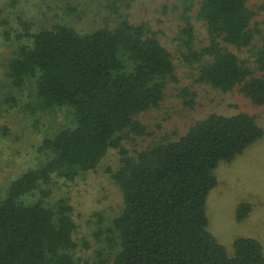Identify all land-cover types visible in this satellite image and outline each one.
Masks as SVG:
<instances>
[{
    "label": "trees",
    "instance_id": "trees-1",
    "mask_svg": "<svg viewBox=\"0 0 264 264\" xmlns=\"http://www.w3.org/2000/svg\"><path fill=\"white\" fill-rule=\"evenodd\" d=\"M115 4L105 8L118 15ZM192 7L186 4L183 13L182 39L189 50L186 60L199 62L197 81L222 91L239 87L254 103L264 104L257 11L248 0H202L197 19L205 22L210 41L196 50ZM106 19L104 26L80 32L66 23L33 30L32 22L19 18L23 39L6 74L17 87L33 81L44 109L67 107L72 125L46 137L39 146L46 161L0 193V264H77L72 207L65 199L50 205V190L43 186L95 169L111 148L121 153L112 177L124 201L114 219L119 250L113 264H264L260 240L239 237L230 255L208 229L207 216L219 163L232 161L263 135L255 116L212 113L182 136L154 142L132 156L123 146L126 133H148L137 116L163 102L168 83L177 79L175 63L148 22ZM230 46L249 48L251 59L240 58ZM250 210V203L241 204L239 220Z\"/></svg>",
    "mask_w": 264,
    "mask_h": 264
},
{
    "label": "rangeland",
    "instance_id": "rangeland-1",
    "mask_svg": "<svg viewBox=\"0 0 264 264\" xmlns=\"http://www.w3.org/2000/svg\"><path fill=\"white\" fill-rule=\"evenodd\" d=\"M0 0V193L27 169L37 167L47 159L39 151L41 142L59 129L72 125L67 107L44 109L39 105L36 86L27 81L15 86L7 76L9 62L22 38L19 18L32 22L33 30L66 23L80 32H90L105 25L107 17L127 16L133 23L148 22L158 32L161 42L171 51L177 79L168 83L159 107L140 113L137 119L146 126V135L127 132L123 146L129 154L136 153L154 142L176 139L187 132L196 121L212 113L235 115L241 112L255 116L263 135L232 161H221L215 170L218 185L207 199L208 229L233 255L239 237L260 240L264 246V104H256L239 87L222 91L210 84L198 82L199 62L187 61L189 52L183 42V19L186 4L195 27L194 48L209 44V32L203 20L197 19L202 0ZM115 4L118 15L105 8ZM257 11L263 33L256 43H264V0H248ZM230 49L242 59L251 58L249 48ZM188 56V55H187ZM253 68L255 65L249 63ZM188 88V95L182 93ZM119 148H111L99 165L73 180L55 178L44 188L50 205L65 199L72 207L77 225L74 252L77 264H113L119 250L114 219L124 207L119 185L112 171L120 166ZM29 198V197H28ZM30 199V198H29ZM244 202L251 210L239 220L238 209Z\"/></svg>",
    "mask_w": 264,
    "mask_h": 264
}]
</instances>
